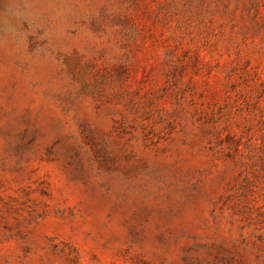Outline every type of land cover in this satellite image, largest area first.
<instances>
[{
  "label": "rangeland",
  "instance_id": "rangeland-1",
  "mask_svg": "<svg viewBox=\"0 0 264 264\" xmlns=\"http://www.w3.org/2000/svg\"><path fill=\"white\" fill-rule=\"evenodd\" d=\"M0 264H264V0H0Z\"/></svg>",
  "mask_w": 264,
  "mask_h": 264
}]
</instances>
